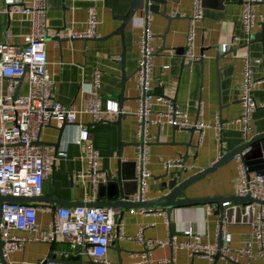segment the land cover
Segmentation results:
<instances>
[{
  "label": "crops",
  "instance_id": "crops-1",
  "mask_svg": "<svg viewBox=\"0 0 264 264\" xmlns=\"http://www.w3.org/2000/svg\"><path fill=\"white\" fill-rule=\"evenodd\" d=\"M132 0H46L45 20L48 40L44 45L46 65L44 78L51 83V96L60 105H73L83 110L87 94L81 91V84L89 83L94 70L100 72V88L97 96L101 104L106 100L115 102L121 110L119 138L122 144L120 159L117 156V129L112 124L114 114L106 115L104 122H94L86 113H79L73 124L63 127L56 146L57 126L54 122L43 126L39 132L37 145L42 147L50 161V171L42 181L40 197L48 201H64L71 205L93 203L96 199V187L105 184L120 171L122 176L133 174L135 156L134 118L137 88L135 69L137 59L136 41L140 34L138 27L143 10L136 11L134 24H129L122 35L113 33L120 25V19ZM150 18L152 50L150 85L154 93L168 99L172 105L186 113L190 121H199L206 125L214 122V115L221 121H231L239 113L237 90L240 81L242 57L259 59L253 67V77L264 82V0L253 6L255 15L251 38L245 42L239 15L240 0H201L202 20L197 23L194 38L196 59L189 61L182 57L184 33L187 17L191 13V0H154ZM16 4L30 7L31 0H15ZM0 0V42L4 33L11 37L5 42L14 46L23 44L22 37L29 31L27 16L3 14ZM94 10L97 21L93 39H71V33H82L86 27L87 11ZM163 13L168 19L162 17ZM58 35L62 42L53 41ZM253 36L257 38L254 39ZM226 45L227 51L220 52ZM122 55V61L120 60ZM200 61V62H199ZM122 63V65H121ZM166 67V68H164ZM15 95L27 93L25 78L14 80ZM121 94V101L119 95ZM251 96L257 107L252 114L250 137L264 131V87L257 85ZM153 110H159L153 107ZM88 135L87 142L98 153L97 170L104 176L91 179L84 175L86 163L82 147L75 144L80 130ZM147 180L144 201L157 199L167 193L159 191L166 181L179 176V182L195 175L212 165L218 158L242 144V137L236 125H227L216 136L212 128H205L201 141L196 134L178 131L166 126L161 131L148 128ZM58 153L65 154L62 158ZM180 158L183 171L171 170L168 174L162 170V162ZM254 174L248 173L251 178ZM239 171L234 159L220 165L201 179L187 186L181 199H207L235 196L239 188ZM131 191V190H130ZM101 192V191H100ZM99 197H105L99 193ZM130 196L128 200L130 201ZM224 203V202H223ZM43 202L32 203L37 210L35 232L11 230L10 236L27 238L36 237L48 229L52 213ZM49 207V206H48ZM78 207V206H74ZM58 207H56L57 209ZM73 208V207H72ZM104 209V208H103ZM113 210V209H112ZM113 210L114 220L121 214L119 231L126 236H133L138 230L144 239L169 242L171 237L183 239L181 232L191 229L199 236V242L215 241L214 227L221 221L223 231L230 237L229 247L236 250L244 246L252 248L250 223L255 213V204L229 203L219 206L215 203L194 204L172 208L168 215L162 209ZM117 241L118 254L107 249V264H132L139 261L142 247L133 240L113 238ZM66 244L60 239L52 243L50 255L59 260L56 252L65 251ZM49 251V244L26 242L23 249L9 254L10 264H35L42 260ZM147 262L160 264L158 261L171 255V248L165 245L147 253ZM71 257L70 263H79ZM175 264H212L199 255H190L185 251H176ZM251 264H264L253 259ZM84 264H89L84 260ZM215 264H232L222 257Z\"/></svg>",
  "mask_w": 264,
  "mask_h": 264
},
{
  "label": "built area",
  "instance_id": "built-area-1",
  "mask_svg": "<svg viewBox=\"0 0 264 264\" xmlns=\"http://www.w3.org/2000/svg\"><path fill=\"white\" fill-rule=\"evenodd\" d=\"M259 2L260 0H241L239 22L246 43L250 41L255 18L252 8ZM149 6L150 1L145 0L143 2L144 11L138 24L140 34L136 41L135 81L137 98L136 108L132 113L136 143L133 159L136 191L130 197V202L133 203L144 202L145 186L150 178L146 158L149 127H155L158 132L166 126L178 131L192 129L199 143L205 128H212L216 136H219L223 127L236 125L242 141H246L250 137L252 114L257 107L251 93L257 85L264 87V82L255 79L252 73L253 67L259 64V59L244 56L241 59V75L237 86L239 93L237 117L231 121H221L216 114L211 125L199 121H190L185 112L176 109L168 99L154 93L151 88L150 72L153 54L150 46L151 13L148 9ZM1 12L6 15L27 16L29 31L23 35V44L19 47L5 42L11 37L9 31L4 33V40L0 42V196L37 197L41 193L42 181L50 171V161L45 150L36 144L41 128L50 122H54L57 126L63 123H73L79 113L88 114L94 122H104L106 115H117L121 111H119L117 104L111 100H106L102 104L99 101L97 91L100 88V72L98 70L93 71L89 83L81 84V91L88 96L83 110L73 105H60L52 98L51 83L44 78L46 65L44 45L47 39L45 27L46 0H31L30 7L16 4L15 0H3ZM201 20V0H191V13L187 17L182 54V57L189 61L196 59L194 54L195 30L197 23ZM96 25L94 10L89 9L84 31L71 33L69 37L71 39H93L96 36ZM226 51V45H222L220 52L225 53ZM21 77L22 79L25 78L27 93L23 96H17L14 92L13 81ZM153 107H158L159 110L154 111ZM87 140V132L81 129L75 144L82 147L84 152L83 158L86 163L84 175L91 177V179L102 177L104 175L97 170L98 153ZM57 155L62 158L65 157L63 153ZM234 160L240 175L239 188L235 196H247L256 202L254 203L256 210L250 223L252 248L244 246L231 250L229 247L230 237L223 231L221 221L215 224V241L212 243L199 242V236L194 235L189 228L181 232L183 239L177 240L176 237H171L168 243L162 240L144 239L139 230L131 237L126 236L119 231V224H116L114 220L112 209L85 206L57 208L52 214V221L48 224L46 232L36 237H15L9 235L11 230L37 231V210L32 204L3 202L0 204L2 260L5 264H10L9 254L23 249L26 242L52 244L60 239L66 244V250L56 252L59 260L52 258L46 264H71V257L80 261L75 264H84V260H88L89 264H107L104 257L108 245L113 238L117 237L133 240L142 247L143 252L139 256V261L132 264L147 262L149 250L168 244L171 248V255L158 261L160 264H175L174 254L176 251L199 255L209 261L216 253L238 264H251L253 259L264 261V177L253 175L249 178L240 155H235ZM161 166L165 174L171 170L183 171L186 169L180 158L165 160ZM227 204L229 203L224 202L221 206ZM145 211L140 210V212ZM218 239L220 246L217 248Z\"/></svg>",
  "mask_w": 264,
  "mask_h": 264
},
{
  "label": "water",
  "instance_id": "water-1",
  "mask_svg": "<svg viewBox=\"0 0 264 264\" xmlns=\"http://www.w3.org/2000/svg\"><path fill=\"white\" fill-rule=\"evenodd\" d=\"M145 0H132L130 3H128V9L126 13L118 19L120 21L119 27L116 29V31L113 33L118 34L119 36L122 35L123 30L129 25L133 24L134 15L136 11L143 10V2ZM150 6H149V12L152 13L154 0H149ZM241 1V0H240ZM162 17L164 19H168L169 17L163 13ZM254 39H256V36H253ZM53 41H56L57 43L62 41L68 40L67 38L60 39L58 35H55L53 38ZM48 40V37L47 39ZM122 61V55L120 57ZM200 62V61H199ZM122 65V63H121ZM19 81L22 80V77L18 79ZM121 94L119 95V101H121L122 97ZM119 111L120 108H118ZM123 116L121 114H117L116 120L112 123L116 129H117V156L118 159H120V148L122 144L120 143L119 138V122L120 119H122ZM67 124H73V123H63L58 127L57 130V138L56 142L53 144L55 147L57 142L60 139L63 127ZM176 130V129H174ZM189 133L192 135L194 133V130L190 129ZM37 143V142H36ZM136 143L133 144L135 147ZM235 155H240L244 167L246 169V174L253 173L254 175H259L264 177V131L261 133H258L252 137H249L248 140L243 141L241 145L236 147L235 149L231 150L230 152L226 153L222 157H220L216 162H214L209 167L203 169L199 173L192 175L185 179L184 181L179 182V176L181 172H179L178 176L172 177L168 181H166L165 185L162 186L159 191L167 190V193L165 195L160 196L157 199H153L151 201H144L141 203H133L128 200V196L133 195L136 191V182L134 179V172L130 176H122V173L118 171L114 178L109 179L105 182V184H99L96 187V199L93 203H77L76 205H71L70 203L64 202V201H48L45 197H31V198H23V197H9V196H0V204L3 202L7 203H17V204H26L30 205L32 203H39L43 202L46 204H50L47 206L48 210L53 214L56 210V207L58 208H72L74 206H85V207H95V208H104V209H113L118 211L123 210H141V209H162L165 211L166 215H168L169 211L172 208L176 207H182L187 205H194V204H210L215 203L221 208V204L223 202L228 203H248L253 204L256 203L249 197H238V196H230V197H219V198H207V199H181L178 198L182 195L183 190L192 184L194 181L201 179L220 165L228 162L231 159H234ZM133 165V163H131ZM166 175V174H165ZM131 190V191H130ZM101 191V192H100ZM99 193H103L105 197L100 198ZM119 217H121V214H119ZM116 219V224H119L120 218ZM217 248L220 246V240L218 239L217 242ZM3 245V242L0 240V263L5 264L1 257V247ZM52 244H49V251L48 254L42 259V261H37V264H46L52 260V257L50 255V247ZM108 248L110 250H114L118 254V247H117V241L113 240L109 243ZM221 255L219 253H216L212 258V264H215L218 258H220ZM223 258V257H222ZM76 260L77 258H73ZM225 261L232 263V264H238L233 263L229 261L228 259L223 258ZM118 264H120L119 258H118Z\"/></svg>",
  "mask_w": 264,
  "mask_h": 264
}]
</instances>
